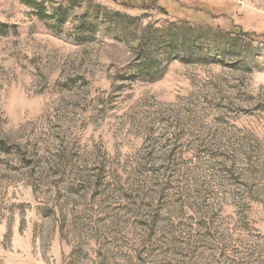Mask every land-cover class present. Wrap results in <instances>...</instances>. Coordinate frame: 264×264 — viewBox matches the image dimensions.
Wrapping results in <instances>:
<instances>
[{"label": "rangeland", "instance_id": "obj_1", "mask_svg": "<svg viewBox=\"0 0 264 264\" xmlns=\"http://www.w3.org/2000/svg\"><path fill=\"white\" fill-rule=\"evenodd\" d=\"M0 264H264V0H0Z\"/></svg>", "mask_w": 264, "mask_h": 264}]
</instances>
